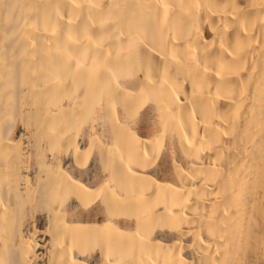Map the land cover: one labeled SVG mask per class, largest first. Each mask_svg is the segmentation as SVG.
I'll return each mask as SVG.
<instances>
[{
    "label": "bare ground",
    "instance_id": "bare-ground-1",
    "mask_svg": "<svg viewBox=\"0 0 264 264\" xmlns=\"http://www.w3.org/2000/svg\"><path fill=\"white\" fill-rule=\"evenodd\" d=\"M0 264H264V0H0Z\"/></svg>",
    "mask_w": 264,
    "mask_h": 264
}]
</instances>
